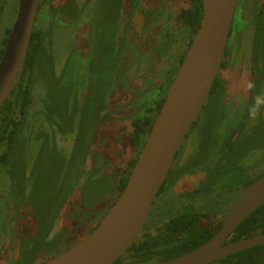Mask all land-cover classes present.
Returning a JSON list of instances; mask_svg holds the SVG:
<instances>
[{
	"label": "rangeland",
	"instance_id": "rangeland-1",
	"mask_svg": "<svg viewBox=\"0 0 264 264\" xmlns=\"http://www.w3.org/2000/svg\"><path fill=\"white\" fill-rule=\"evenodd\" d=\"M70 1L76 6L73 15H77V18H73V21H70L65 14H61L55 20L52 11L44 12L50 5L64 7ZM262 1L263 3L258 6V0H238L233 21V30L236 29L235 39H233L235 42L230 45V38L228 44L231 55L239 57L237 64L249 65L248 70L250 69V54L248 57L250 49L251 60L264 66V0ZM18 3L19 0H0V42L6 37V31L11 29L16 20ZM186 4H188L186 0H51L49 5H45V9L38 17L36 27L45 32L53 30L51 40L58 72L56 77H63L61 84H65V73H68L71 65H76L78 73L74 76L75 80L72 84L62 86L63 90L69 94V102L63 99V93L61 94L60 90L57 92L54 81L51 82L53 90H50L47 84L46 86L43 84L46 90L39 88L34 95L25 135L29 139H35L39 127L42 124L44 126L46 121L44 132L46 135L49 134V145L43 148L45 139L42 142H33L31 146L26 147L24 153L19 154V159L24 157L26 160V168L23 170L26 174L24 178L21 176L19 179H13L12 170L9 169L10 173L7 175L10 179L9 187L15 186L19 189L24 196L23 199L25 198L22 205L23 212L31 217L23 229L18 228V232H15L9 231V227L4 228L5 216L2 214L0 264H43L50 261L83 241L110 213L120 194L102 195L105 194V186L110 184L109 177L113 178L114 188L120 178L127 175L125 171L129 158L135 157L129 142L131 122L135 118L148 115L155 118L158 111L157 103L165 98L180 66V61L188 49L189 29L178 19ZM117 55H121L122 76L118 77L121 81L119 80V84L114 89L115 72L119 71V65L112 64V61ZM234 78L236 79L235 75ZM247 80L248 73H244L242 81ZM256 80L258 81V79L253 80L254 84ZM255 87L244 96L243 106L246 108L253 101ZM88 90L94 92V95L90 93L92 97L89 96L92 99L91 109H89L90 113L89 111L87 113L90 115L86 113L85 108ZM41 93L43 94L42 102L45 101L48 105L54 99L57 102L54 105L56 111L52 114H57L55 120L63 129L56 133L55 140L49 131L51 122L47 118V113L46 118L44 117L45 121L43 117L37 115L41 108ZM221 93L222 89L219 87L216 94L211 95L207 102L204 114L208 110L207 115L211 116L209 125L214 122L213 117L217 113L216 101ZM236 94L231 96L237 100ZM224 96L223 93L222 97ZM109 99L113 103L108 108V112L113 114L114 120L105 124L107 112L93 113V109L97 105L99 109V102L106 104ZM149 110H152V114L148 112ZM60 114L64 117L62 118ZM72 114H77L73 129L71 132H65L63 130H68ZM248 126L247 132L237 139L236 147L229 154H235L234 157L240 162L239 169L232 174L230 162L226 163L218 178L219 190L222 191L220 194L223 195L222 200L220 203L212 200L207 203L208 206L214 204L211 208H216L217 211L227 209L225 202L230 197L231 188L237 186L235 183L245 185L254 173L258 174L261 169H264V166L257 168L251 165L253 159L260 155L264 157V122L253 120ZM187 137L189 140V136ZM81 140L82 150L90 151L87 158L88 164L94 163V153L101 152L102 149L105 152L104 157L107 158L110 145H106L105 142L117 144L120 157L106 165V162L100 159L97 167H104L102 171L92 178H90L91 173L85 175L83 178L85 191L77 189L67 205L59 208L60 214L52 225L51 232L38 234L37 222L45 215L44 211L40 213L43 203L46 201L48 218L58 212H56L57 208L52 207L62 204L63 194L46 195L58 191L59 184L65 179L78 149L79 154L81 153L79 148ZM186 141L187 138L183 142L173 169L180 167L184 161V154L180 157V152ZM221 142L218 137L216 142H212L211 148L216 147L215 143ZM225 149L227 144L221 150L222 155ZM249 150H251L249 154L243 155L245 156L243 160L242 154ZM205 154L203 158L206 160L203 164L207 162L208 166H218L217 163L220 160L218 153L213 150L211 154L209 149ZM232 161L234 163V158ZM0 172H2L1 169ZM74 174L75 171L70 174V177L72 178ZM231 176L236 177L231 178ZM193 177L184 176L183 181ZM7 182L8 179H1L0 196H8ZM194 182L195 180L192 179L186 186L182 185L178 188L174 184L172 187L169 185L170 188L166 189L167 193L174 195L181 191L189 192ZM183 197L185 202L166 204L164 209L185 212L206 201L205 198L196 199L192 194ZM44 228L45 225H42L39 229ZM33 249L34 251H31ZM46 255L48 256L41 259Z\"/></svg>",
	"mask_w": 264,
	"mask_h": 264
},
{
	"label": "water",
	"instance_id": "water-1",
	"mask_svg": "<svg viewBox=\"0 0 264 264\" xmlns=\"http://www.w3.org/2000/svg\"><path fill=\"white\" fill-rule=\"evenodd\" d=\"M39 3L40 0H19L0 61V111L21 79ZM237 5L238 0H202V17L192 43L112 210L83 241L43 264H116L137 240L179 148L213 90ZM263 203L264 175L244 189L213 238L190 252L148 264H211L264 246V233L227 243L236 228Z\"/></svg>",
	"mask_w": 264,
	"mask_h": 264
},
{
	"label": "trees",
	"instance_id": "trees-1",
	"mask_svg": "<svg viewBox=\"0 0 264 264\" xmlns=\"http://www.w3.org/2000/svg\"><path fill=\"white\" fill-rule=\"evenodd\" d=\"M50 2L51 0H40L35 27L29 44V49L27 52L21 79L18 85L10 94V96L4 102L2 109L0 111V151H2V153L0 154V163H4L7 165L6 167L8 168L7 169L8 172L9 169L12 170L13 179H17V175L15 174V168L18 169L19 167H24L26 165L25 164L26 160L24 159V157L22 159H19L18 156L21 152L24 153V150L26 149L27 146L31 145L29 138H27L25 135L26 134L25 132L26 129L28 128L29 113L31 106L34 102V95L36 91L39 90V88H43L46 90L45 88L46 84L50 90H53L52 88L53 84H51V82L54 81V83H56L57 92L58 90H60V93L61 94L63 93L62 94L63 99L69 102V94L63 90L62 86L66 84H72V82H74L75 80L74 76H76L78 73L76 65L69 66L68 73H65V84L63 83L61 84V82H63V77L61 78L56 77L58 72H57L55 56L52 50L53 44L51 40L53 30L45 32L36 27V23L38 21V17L40 13L42 12L43 9H45V5L47 4L49 5ZM186 2H188V4H186V6L182 9L180 15L178 16V19L181 20L186 25V27L190 29L191 33L193 34L196 32L197 27L200 23V19L202 17V0H186ZM73 5L74 3H72V1L68 2L64 7L63 6L56 7L50 5L48 9L44 12L49 13V11H52L54 16L53 18L55 20L56 18H59L61 14H65L70 21H73L75 18H77V15H73L75 14L74 11L76 9V6ZM9 32L10 29L6 31V37L3 38L2 41L0 42V60L4 53ZM112 64H115L117 66L119 65V71L115 72V78H114V82H115L114 89H115L116 86L119 84V80L121 81V79H119L118 77L122 76L120 71L121 66H120L119 55H117V57L114 56ZM218 82H219V78L217 77L212 93L216 89ZM114 89L111 93L112 95L114 93ZM90 93L91 95L92 94L94 95L93 90H88L87 101L85 105L86 113L87 111H89V109H91L90 101L92 99L89 98V96H91ZM40 97H41L40 98L41 108L40 110H38L37 115L43 117V121H45L44 117L45 114L47 113V118L51 122V127L49 131L53 136V139L55 140L56 133L63 129V127L60 126L55 120L57 114L56 113L52 114L56 111L54 109V105H56L57 102L54 99L52 103L48 105L45 101L42 102L43 94ZM49 97L53 99L52 96ZM99 103H100V108L97 109L98 105L97 107H94L93 113H95L96 111L99 114H103L104 112L105 113L107 112L106 115L107 118L105 119V121L106 122L113 121L114 120L113 114L111 112H108V108L112 105L113 101L111 103V101L109 100V102L106 104L101 102ZM161 104L162 101L157 103L156 110L160 109ZM148 112L152 114V110H149ZM60 116L62 118L64 117V115L61 114ZM76 117L77 114H72L70 116L69 128L68 130H63V131L65 132L72 131L73 125L76 121ZM153 122H154L153 117L149 115L141 118H135L131 122V131L129 132V142L135 157L138 151L142 148L147 138V135L149 134L150 129L153 125ZM44 126L42 124L39 127V132L35 135L36 136L35 139H33V142H42L45 139L43 148L49 145L48 144L49 134L46 135L44 132V129H46V121ZM26 140H28V142ZM79 144H81V147H79L81 153L79 154V149H78L77 154L72 159L73 162L70 163L65 179L62 180V182H60L59 184L58 191L54 193H48L46 195V196H60L63 194L62 204L61 206L52 207V208H57L56 212L57 211L58 212L56 214H52L51 218H48L47 216L49 214L46 208L47 204L46 201L44 200L45 202L43 203V208L40 213L44 211L45 215H43V217L38 222H39V228H41L42 225H45V228L38 229V234H44V233L48 234V232H51L52 225L54 224L55 220L58 218L60 214L59 208L62 207L64 208L67 205L70 197L75 193L77 189L82 192L85 191V185L83 184L84 176L91 173L90 178L95 177V175H98L104 168V167H97L98 158H100L101 152L94 153L95 155L94 163L88 164L87 158L90 151L87 149L82 150L83 147L82 140L79 142ZM119 157H120V153L118 147L116 148L113 146L107 152L108 159L106 158L107 161L105 165L113 161H116ZM135 157L133 158L131 156L129 158L125 171L127 175L120 178L119 183L116 186H114V188L112 185L113 178L109 175L111 177V178L109 177L110 184H107L105 186V194L102 196H108V193H111V196L112 195L115 196L117 193L120 194L124 190L131 169L136 163ZM76 166L77 169H75ZM74 171L75 174L71 178L70 174H73ZM99 187H103V186H99ZM58 202H59V198H58ZM190 219L191 218L189 216L178 217L174 222L167 223L166 225L167 229L163 230L164 235H162V233H159L155 236L146 235L145 237H142V239L137 240L128 251L130 255L126 259L124 257L128 254L119 258L116 261V264H123L128 258L135 259L134 264H142L154 260L157 261L168 260L173 257L179 256L181 254H184L186 252H189L197 248L198 246L202 245L211 236H205L203 232V228L197 225L196 223H193V227H189V221L187 220ZM175 225L179 227L187 225L189 230L191 231L190 234L182 233L181 236H178V232L183 230L182 229L170 230L171 227H174ZM260 233H264V203L237 227L233 239L240 240ZM172 235H175V237H173ZM31 251H34V249ZM211 264H264V246H258L242 251L240 253L231 255L218 262Z\"/></svg>",
	"mask_w": 264,
	"mask_h": 264
},
{
	"label": "flooded vegetation",
	"instance_id": "flooded-vegetation-1",
	"mask_svg": "<svg viewBox=\"0 0 264 264\" xmlns=\"http://www.w3.org/2000/svg\"><path fill=\"white\" fill-rule=\"evenodd\" d=\"M260 3H263V1L258 0V6ZM121 22H122V20H121ZM235 31H236V29L233 30V25H232L231 34H230V38H231L230 45L233 42H235V40H233V39H235V37H234ZM189 32H190V36L188 38L189 39L188 48L190 47L192 40L194 38V35L196 33L195 32L192 34L190 29H189ZM230 38H229L228 44L230 42ZM230 45L229 46L227 45L225 58H224L221 70L219 72V75H218L219 82L217 84V87L213 91V93L211 92V94H210V96L216 94L217 89L219 87H221L222 93H221V96L216 101L217 113L213 117L214 122L212 125L211 124L209 125V122L211 120V118H210L211 116L207 115L208 110H207L206 114H204V110L207 107V103H206L202 109V112H201L199 118L195 121V123L192 125L189 133L187 134V136H189V140H188V137L186 136L187 146L185 144V146L182 148V150L180 152V157L182 154H184V161L182 162V165L180 167L178 166L177 168L173 169L175 160L179 156L178 154H179V151H180L183 143L178 150V153L175 157L173 166L169 172V175L166 179V182L164 183V185L161 187L160 191L157 194V197L154 201L155 207L151 211V214H150L149 218L147 219L146 223L144 224L137 240L142 239V237H145L146 235L155 236L159 233H162V235H164L163 230L167 229V226H166L167 223L174 222L178 217H181V216H189L191 218L190 220H187V221H189V227H193V223H196L197 225L202 227L205 236H211L208 240H206V242L209 241L211 238H213L219 232V230L222 227L224 218L235 208L237 203L240 201V199L243 195L244 189L247 186H249L251 183H253L254 181H256L257 179H259L260 177H262L264 175V169L263 170L261 169V172H258V174L254 173L252 175L253 177L249 178L248 180H250V181L248 183H246L245 185H239V183H235V184H237V186L231 188L230 194H229L230 197L225 202V203H227V205H226L227 209L226 210H224V211L218 210L217 211L216 208H211V206H213L214 204H211L208 206L207 203L211 200L216 201L218 203H220V201L222 200L221 198L223 195L220 194L222 191L219 190L218 178H219V175L221 174L223 168L225 167L226 163L230 162V166H231L230 169H232L231 170L232 174L236 170H238L239 166H240V162L236 159V157H234L235 154L234 153L231 154V155H233V157H231V155H229V154L236 147L235 145H236L237 139H240L247 132L248 127H249L248 124L253 121L249 118V107L250 106H248L247 108L245 106H243L244 96L247 93H250V90H251L248 88V84L250 82L253 83L254 79H258V81L256 80L257 83L255 81L256 87L253 91V95H252L253 101H252L251 105L255 102L254 98L256 96L264 97V66L258 65L257 61L253 62L251 60V49L248 52V57L250 54V69L248 70L249 65L246 66V65H242V64H240V65L237 64V60L239 57H233L231 55ZM119 57H121V55H119ZM183 58L181 59L180 64H181ZM248 63H249V61H248ZM244 73H248V80L247 81H242V76ZM234 75L236 76V79L234 78ZM223 93L225 94L224 97H222ZM232 94L237 95V100L233 96H231ZM210 96H209V98H210ZM209 98H208V100H209ZM208 100H207V102H208ZM158 111H157V113H158ZM256 120L259 122L260 121L264 122V107L261 108L260 114L255 119V121ZM110 122H106L105 124L110 123ZM105 124H103V125H105ZM28 125H29V123H28ZM57 130H58V128H57ZM218 137H220L222 142L221 143H215L216 147L211 148L212 144L218 140ZM97 138H98V134H97ZM185 139H184V141H185ZM29 140H30V144L32 145L33 139H29ZM26 141L28 142V140H26ZM96 141H97V139H96ZM190 141L191 142L193 141V143H190ZM105 143H106V145H110V148H112L113 146L116 148L118 147L117 144H111L112 142H105ZM226 144H227V149H225V152L222 155L221 150L224 148V146ZM220 146H223V147L220 148ZM209 149L211 151V154L213 153V150L215 153H218V155L220 157V160L217 163L218 166H216V165L208 166L207 162H206V164H203V161L206 160L203 158V155L207 151H209ZM139 151L136 154V157H135L136 159H137V156L139 154ZM250 151L251 150H249L247 153L246 152L243 153L242 156L249 154ZM1 153H2V151H1ZM104 156H105V152H103V149H102L101 150V156H100V158H98V161L101 159V160H103V162H106L108 158L106 159ZM233 158H234V163L232 161ZM244 158H245V156H243V160H244ZM229 159H230V161H229ZM197 162H199V163H197ZM251 165H252V167L263 168L264 157L260 155L258 158L253 159L251 161ZM6 166H7L6 164L0 163V169L2 170V172H0V174H1L0 181L3 178H4V180L8 179V182H7L8 196H0V225H1L2 214H4V216H5L4 228L8 229V227H9V229H8L9 231L12 230V231L18 232V228L20 230L23 229V227L26 225V223L28 222V219L31 216H28L26 213L23 212L22 205L25 202V198L23 199L24 196L21 195V192L19 191V189L18 188L16 189L15 186L9 187L10 186V184H9L10 179L7 176V175H9V172L7 171L8 168ZM25 168H26V165L24 167H19L18 169L15 168V174L17 175L18 179L21 176H22V178L25 177L26 174H24V171H23V170H25ZM200 173H202V174H200ZM184 176H191V177L194 176V177L188 179L187 181H183ZM200 176H202V177H200ZM169 177H170L169 180H171L170 182L168 181ZM234 177H236V176H231V178H234ZM192 179H194L195 182L197 180V182L196 183L194 182L193 185L190 186L189 192L181 191V192H177L174 195H170L169 193H167L166 189L170 188L169 185H171V187H172V185L174 184V186L176 188H178L182 185L186 186ZM191 194L193 197H195L196 199H199V200H202L205 198L206 199L205 203L201 202L196 208L190 209V210L185 211V212H174L173 210L164 209V206L166 204H172L173 202L178 204L179 201H181L180 203L185 202V199L183 196H191ZM213 196H215V198ZM199 206H201V207L199 208ZM215 211H217V212H215ZM36 228L39 229V222H37ZM178 229L183 230V231L178 232V236H181L182 233H189L190 234V232H191L187 225H184L181 227L175 225L174 227H171L170 230H178ZM235 232H236V230H235ZM235 232L231 235V237H230L229 241H227V243L237 241V240L233 239ZM172 236L175 237V235H172ZM206 242H204V243H206ZM128 251L125 253V255L128 254L124 257L125 259L130 255L128 253ZM47 256L48 255L42 257L41 259H43ZM162 261H166V260H162ZM162 261L154 260V261L142 263V264L156 263V262H162ZM134 262H135V259L128 258L123 264H134Z\"/></svg>",
	"mask_w": 264,
	"mask_h": 264
},
{
	"label": "clouds",
	"instance_id": "clouds-1",
	"mask_svg": "<svg viewBox=\"0 0 264 264\" xmlns=\"http://www.w3.org/2000/svg\"><path fill=\"white\" fill-rule=\"evenodd\" d=\"M254 87H255L254 83L250 82L248 84L249 89L254 88ZM254 101L255 102L249 107V118L251 120H255L260 114L261 108L264 107V97L256 96L254 98Z\"/></svg>",
	"mask_w": 264,
	"mask_h": 264
}]
</instances>
